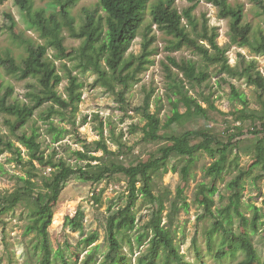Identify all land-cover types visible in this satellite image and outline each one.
<instances>
[{
    "label": "rangeland",
    "instance_id": "rangeland-1",
    "mask_svg": "<svg viewBox=\"0 0 264 264\" xmlns=\"http://www.w3.org/2000/svg\"><path fill=\"white\" fill-rule=\"evenodd\" d=\"M34 10H46L49 16L58 8L56 0H32ZM161 0H151L146 8L144 25L139 36L135 39L127 53V60L137 58L143 51L146 39L153 38L152 63L138 74V81L126 91L124 103L118 91L108 90L95 85L97 75L91 68L89 60L84 65L76 59V50L82 40L71 36L69 29L65 28L64 45L67 52L58 51L51 42L50 35H46L31 27L30 15L23 10L16 0H5L0 3V57L8 54L14 55L18 63L27 56V46L22 37L37 43L47 44L49 54L54 60L57 69L63 77L58 91L64 97L68 96L67 87L69 77L66 66L79 77L82 82V100L76 111H67L64 114H53L47 118L51 102L37 108L34 116L17 133L11 130L7 119H13L4 113L0 103V130L2 134L22 150L25 160L30 159V151L18 135L37 133V140L45 156L55 159H64L68 164L78 167L87 161L79 159L77 151L90 150L97 156H103L106 162H120L127 166L137 165L158 159L160 147L170 145L167 140L149 141L146 134L150 130L149 122L138 113L135 108L144 104L147 96H151L150 110L156 113L164 125L169 117L173 116V104L170 98L177 97L172 94V78L168 75L165 64L171 65L173 76L179 73V68L170 63L171 58L178 62L182 60L195 61L198 67L207 72L209 76L202 83L186 81L189 94L197 98L198 102L208 110L207 116H196L186 119L181 124L175 123L170 133H181L186 129L200 132L208 128L220 138L227 140L232 133H237L238 127L244 131L240 137L238 148L231 154L230 159L237 156L239 166L226 171L217 181L218 191L214 210L225 207L230 202L232 191L229 182L238 173V167L247 171L244 187L242 188V211L249 218H253L255 207L261 213L260 229L251 232L244 228L239 221L235 223L234 230L238 233L248 232L249 236L264 259V172L258 164L254 163L253 151L249 150L260 138V134H251V131H264V112L262 111L261 96L264 90L250 84L243 74L246 66L255 61V70L264 76V55L255 53L250 46L245 45L240 37L234 36L231 31L230 19L222 18L216 5L207 0H200L193 15L200 22L199 29L204 20H207L210 29L217 33V41L227 49L229 63L237 70L235 75L221 72V66L208 64L207 60L197 51L194 42L188 39H175L174 36L164 33L155 24H152V11ZM232 4L244 5V23L252 26L251 35L255 39L264 33V6L252 0H229ZM175 9L182 12L191 2L188 0H175ZM94 11L97 15L105 12L99 7V0H80L73 8L72 14L76 18V25L80 27L85 22L87 11ZM32 16H35L33 14ZM14 18L16 26L10 29ZM184 23L187 19H183ZM192 30L191 27H189ZM147 38L146 37V34ZM191 37L195 38L192 33ZM208 45V44H207ZM183 77V74H180ZM233 87L243 93L248 100L247 110L258 113L254 119L238 120L236 111L243 109L242 102L234 97ZM12 88L8 102L30 101L32 92H39L41 86L35 77L21 78L18 74L10 73L0 64V97ZM180 111L184 113L186 107L181 103ZM56 127V129L52 127ZM62 131L59 139L55 134ZM264 135V134H262ZM104 138L109 149L116 154L104 156V152L94 151L96 142ZM199 138L194 142L198 143ZM214 159L204 151L197 152L191 163L187 180L183 178L182 168L189 164V159L183 156H172L162 160L152 171V189L164 203L160 215L162 225L172 234L177 251L184 256L188 264H235L243 257L237 259H218L207 250V233L212 225L211 218L205 214L204 206L200 202L198 190L201 183H210L213 179L206 175V169ZM37 166L40 167L38 162ZM29 165L27 164L26 167ZM26 167L18 160L15 152L7 150L0 156V196L9 195L25 185L21 177H26ZM177 167V171L174 170ZM43 174H49V167H40ZM36 182L35 191L44 190L42 180L33 177ZM130 176L115 174L98 183L82 179L79 175L71 177L63 187L59 201L54 205V218L49 227L51 264H99L110 250L108 234V219L116 214L120 208L128 205L133 191L130 189ZM141 186V182L137 183ZM34 191L31 195H34ZM133 213L136 216V227L129 230L126 236L120 235L122 252L127 255L131 264H142L140 261L151 256V242L153 237V220L160 208V201L153 203L142 193H138ZM30 197L23 199L14 208L3 212L0 210V264H43L45 252L42 242L36 231H29L34 217V206ZM1 208V207H0ZM69 217V218H68ZM72 218L80 220L82 227H77ZM142 235V243L137 240ZM97 236L94 242L89 239ZM131 239V243L129 240ZM197 241V242H196ZM200 251V255L198 253ZM158 262L165 258L164 252L159 251ZM201 256V258H199ZM66 261L68 263H66ZM143 261V262H144Z\"/></svg>",
    "mask_w": 264,
    "mask_h": 264
},
{
    "label": "trees",
    "instance_id": "trees-1",
    "mask_svg": "<svg viewBox=\"0 0 264 264\" xmlns=\"http://www.w3.org/2000/svg\"><path fill=\"white\" fill-rule=\"evenodd\" d=\"M5 0H0L3 3ZM80 0H56L58 10L55 13L46 15V10H34L32 0H16V3L31 14L30 24L37 31L50 35L51 42L58 51L67 52L64 45V29H69L71 36L81 39L82 43L76 50V59L84 65V60H89L91 68L97 75L94 82L110 91L117 92L120 99L126 103V91L138 81V74L146 68L147 64L152 63L150 56L153 54V38H148L143 43V51L136 59L127 60V53L135 39L139 36L144 25L146 17V8L151 0H99V7L105 12L104 15H97L94 11H87L85 22L77 27L76 18L72 14V8ZM192 3L187 9L179 12L175 9V0H161L154 6L152 11V24L157 25L164 33L174 36L175 39H188L196 45L197 51L207 60L208 64L221 66V72L235 75L237 70L231 65L227 57V49L223 48L217 41V33L210 29L207 20H204L199 29L200 22L193 15L195 8L200 0H188ZM213 3L219 9V15L222 18L230 19L231 31L234 36L240 37L241 41L251 47L257 53L264 55V33L259 37L252 38V26L244 23L245 12L244 5L232 4L229 0H207ZM256 4L264 6V0H252ZM35 14V16H32ZM187 22L184 23L183 19ZM10 29L14 30L16 23L14 18ZM192 28V30L189 29ZM192 33L195 38L191 37ZM148 33L146 34L147 38ZM22 42L27 46V56L21 63H18L14 55L8 54L0 57V64L8 72L18 74L21 78L35 77L41 86L39 92L30 93V101L8 102L12 94V88L8 89L3 97H0L2 103L1 110L13 119H7L11 130L18 132L35 114L37 108L43 104L51 102L48 108L47 118L53 114H64L71 110L76 111L79 102L82 100L81 86L79 77L73 74V71L66 66L69 77L67 87L68 96L64 97L58 91L63 77L51 58L47 44L37 43L36 41L23 38ZM208 44V45H207ZM170 63L179 68V73L173 76L171 65L165 64L168 75L172 78V94L176 99L170 98L173 104V116L169 117L167 122L162 125L160 117L151 112V96H147L144 104L136 107L135 110L141 113L149 122L150 130L146 134V140L170 141V145H163L159 149L160 157L145 163H139L133 166H127L124 163L112 161L106 162L103 156H97L90 150L77 151L79 159L87 161L85 165L74 167L68 164L64 159H55L52 156H45L41 149V144L37 140V133L32 135L22 133L18 135L30 151V159L25 160L22 150L15 146L12 140L2 134L0 130V156L7 150L15 152L18 160L26 167L27 176L21 177L25 185L18 188L9 195L0 196V210L3 212L14 208L23 199L30 197L34 206V217L29 226V231H36L42 242V250L45 252L42 260L43 264H51V247L49 227L54 218V205L59 201L64 184L73 176L79 175L82 179L93 183H98L103 179L115 174H126L130 176V189L133 191L128 205L120 208L119 211L108 219V234L110 239V250L105 259L99 264H131L126 254L122 252L121 237L126 236L129 230L136 227V216L133 213V207L136 203L138 193H142L153 203L160 201L159 197L154 195L152 189V171L162 160H167L172 156H183L189 159V164L185 165L181 172L183 178L187 180L191 163L195 159L197 152H207L214 161L206 169V175L213 179L206 184L201 183L198 195L201 204L204 206L205 214L212 220V225L207 233V250L214 254L218 259L227 258L237 259L240 254L243 255L235 264H264V259L253 244L249 233H238L234 230L235 223L239 221L244 228H250L251 232L260 229V209L255 207L253 218L249 219L242 211V188L247 174L245 169L238 167V173L229 182V188L232 191L230 202L227 206L214 210L215 199L213 196L217 193L218 187L216 181L222 177L224 172L230 171L234 166H239L237 156L230 159L231 154L238 148L240 137L245 133L241 127H238L237 133H232L227 140L220 138L210 129L205 128L200 132L193 129H186L183 132L170 133L168 129L175 123L181 124L186 119L196 116H207L208 110L204 108L194 96L189 94L186 88V81L202 84L209 74L198 67L195 61L182 60L178 62L175 58L170 59ZM255 61L246 66L244 75L250 84L256 85L264 90V76L260 71L255 70ZM183 74V77L180 76ZM234 97L239 99L244 105L243 109L236 111L238 120L254 119L258 115L255 111H248V100L245 95L233 87ZM186 107V111L181 113L180 104ZM262 111L264 112V98L261 96ZM264 116V115H262ZM54 126L52 125L51 128ZM56 129V127H54ZM251 134H260V138L249 147L253 151L254 163L258 164L261 171L264 172V131H251ZM62 135V131L55 134L56 140ZM199 142L195 143V138ZM94 151L102 150L104 156L116 154L109 149L104 138L96 142ZM40 167H49L51 172L43 174ZM177 171V167H174ZM33 177L42 180L44 190L35 191L36 182ZM141 182V186L137 183ZM34 191V195H31ZM164 209L163 201H160V208L153 220V237L151 242V257L141 260L142 264H188L176 248L171 232L162 225L161 214ZM69 218V217H68ZM72 222L79 228L82 227L80 220L72 218ZM97 236L89 239V243L94 242ZM139 243H142V235L137 236ZM131 243V239L129 240ZM197 242V241H196ZM160 250L164 252L165 258L158 262ZM200 255V251H198ZM201 258V256H199ZM144 261V262H143ZM66 263H68L66 261Z\"/></svg>",
    "mask_w": 264,
    "mask_h": 264
}]
</instances>
